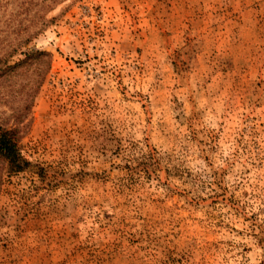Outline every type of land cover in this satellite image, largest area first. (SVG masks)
Instances as JSON below:
<instances>
[{
	"label": "rangeland",
	"instance_id": "1",
	"mask_svg": "<svg viewBox=\"0 0 264 264\" xmlns=\"http://www.w3.org/2000/svg\"><path fill=\"white\" fill-rule=\"evenodd\" d=\"M0 124V264H264V0H0Z\"/></svg>",
	"mask_w": 264,
	"mask_h": 264
},
{
	"label": "trees",
	"instance_id": "2",
	"mask_svg": "<svg viewBox=\"0 0 264 264\" xmlns=\"http://www.w3.org/2000/svg\"><path fill=\"white\" fill-rule=\"evenodd\" d=\"M37 53L43 54V52ZM25 55V57H28V54L25 53ZM17 65L18 63L11 67H17ZM11 67L8 66L7 69H11ZM19 142V129L16 125L3 126L0 124V162L6 165L8 171L19 172L24 170L28 165V162L20 153Z\"/></svg>",
	"mask_w": 264,
	"mask_h": 264
}]
</instances>
